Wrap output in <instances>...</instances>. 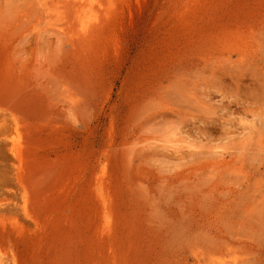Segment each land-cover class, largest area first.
I'll return each mask as SVG.
<instances>
[{"label": "rangeland", "instance_id": "obj_1", "mask_svg": "<svg viewBox=\"0 0 264 264\" xmlns=\"http://www.w3.org/2000/svg\"><path fill=\"white\" fill-rule=\"evenodd\" d=\"M0 264H264V0H0Z\"/></svg>", "mask_w": 264, "mask_h": 264}]
</instances>
